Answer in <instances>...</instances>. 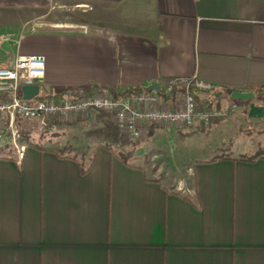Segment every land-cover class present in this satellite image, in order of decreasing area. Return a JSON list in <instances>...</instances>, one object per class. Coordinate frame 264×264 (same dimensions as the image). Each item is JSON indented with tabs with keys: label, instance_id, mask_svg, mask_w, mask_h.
<instances>
[{
	"label": "crops",
	"instance_id": "obj_1",
	"mask_svg": "<svg viewBox=\"0 0 264 264\" xmlns=\"http://www.w3.org/2000/svg\"><path fill=\"white\" fill-rule=\"evenodd\" d=\"M61 7L90 16L49 22ZM28 56L45 58L46 99L196 76L216 87L210 100L252 92L228 106L264 117V0H0V66ZM109 123L92 111L61 127L107 137ZM155 128L178 130L141 138ZM110 143L0 154V264H264V157L197 161L169 187Z\"/></svg>",
	"mask_w": 264,
	"mask_h": 264
},
{
	"label": "built area",
	"instance_id": "obj_2",
	"mask_svg": "<svg viewBox=\"0 0 264 264\" xmlns=\"http://www.w3.org/2000/svg\"><path fill=\"white\" fill-rule=\"evenodd\" d=\"M46 73L42 56L18 57L0 66V114L9 117L10 126L16 117L35 121L43 133L56 129L89 112L110 115L115 128L130 139H140L150 125L158 127L202 128L214 117H227L236 104L222 108L219 102L199 103L197 96L210 98L216 87L196 76L170 78L159 84V90L115 97L108 91L94 95L65 90L61 99L24 100L22 86L38 85ZM165 96L170 97L166 99ZM212 103V104H211ZM16 147V146H15ZM20 147V151H23Z\"/></svg>",
	"mask_w": 264,
	"mask_h": 264
},
{
	"label": "rangeland",
	"instance_id": "obj_3",
	"mask_svg": "<svg viewBox=\"0 0 264 264\" xmlns=\"http://www.w3.org/2000/svg\"><path fill=\"white\" fill-rule=\"evenodd\" d=\"M89 16L90 14H84L83 9L61 7L51 9L47 20L60 22L59 26L74 28V23L87 20ZM73 88L69 90L74 91ZM204 99L206 103L212 100V98L211 100L210 98ZM259 100H263L261 106L264 108V99ZM212 102L216 103L214 100ZM230 102L236 101L229 97L219 104L222 108H227ZM236 103L241 105L243 102ZM248 108L249 105L239 106L237 111L235 110L227 117L212 118L210 124L202 128L178 130L155 128L146 137L134 141L123 137L115 127L111 126V123H109L111 131H108L107 137H103L100 133L89 132L87 127H81L83 130L81 134L71 124L57 126L54 131L42 134L43 132L39 130L35 121L15 122L14 119L10 126L6 118H0V141L14 148L15 144L19 146L25 142L31 146L38 144L42 148L64 151L75 149V152L81 150L79 145H87L92 141H110L115 152L131 153L133 165H140L148 176L157 177L163 184L172 187L175 179L187 178L189 168L191 169L197 161H207L219 156H231L232 158L251 156L260 149L264 150V117H251ZM27 132L31 139L26 136ZM58 142L61 146L55 148Z\"/></svg>",
	"mask_w": 264,
	"mask_h": 264
},
{
	"label": "trees",
	"instance_id": "obj_4",
	"mask_svg": "<svg viewBox=\"0 0 264 264\" xmlns=\"http://www.w3.org/2000/svg\"><path fill=\"white\" fill-rule=\"evenodd\" d=\"M146 91V88H144V87H136V88H133V89H129V90H126V91H124L123 93H122V97H126V96H129V95H131V94H135V93H142V92H145ZM258 92V94H260V95H264V90H258L257 91ZM85 94H87V93H85ZM224 95H226L225 93H224ZM227 96V95H226ZM165 98L166 99H169L170 97H167V96H165ZM35 99H46L42 94H38V96L37 97H35ZM197 99H198V101H199V103H201V104H203V103H206L205 102V100L206 99H204V98H201L200 96H197ZM236 102H241V101H236ZM6 119H7V124H8V115H7V117H6ZM27 121V120H25V119H21V118H19V117H16L15 118V122H19V121ZM29 122V121H28ZM58 126H61V124L60 123H58L57 124ZM42 134H44V133H42ZM123 137H125V138H127V139H129V140H131V141H134V139H130V138H128V137H126V136H124L122 133H120ZM54 135H57V134H55L54 133ZM26 136L28 137V138H30L31 139V136H30V134H29V132H27L26 133ZM29 139V140H30ZM138 140V139H137ZM37 146H39L38 144H37ZM105 148L107 149V150H109V151H112L114 154H116V157L124 164V165H126V166H129V167H132V161H133V156L131 155V153H127L126 151H120V152H115L114 151V146H111V145H105ZM13 149V147L11 146V145H0V151L2 152H4L5 150H12ZM0 152V154H2ZM264 157V150H258L257 152H255V154L254 155H251V156H239L238 157V159L237 160H240V161H244V162H252V161H254V160H256V159H258V158H263ZM228 158H231V156H219V157H216V158H212V159H210L209 161H206V162H214V161H217V160H225V159H228ZM136 166V165H135ZM81 169V168H80ZM86 170L87 169H81L80 171H81V173L83 174V173H85L86 172Z\"/></svg>",
	"mask_w": 264,
	"mask_h": 264
},
{
	"label": "water",
	"instance_id": "obj_5",
	"mask_svg": "<svg viewBox=\"0 0 264 264\" xmlns=\"http://www.w3.org/2000/svg\"><path fill=\"white\" fill-rule=\"evenodd\" d=\"M153 90L158 91L159 84H153L146 88V92H151ZM20 92L24 100H31L38 96L39 85L22 86ZM225 94L230 97V99L241 102H245L254 98V94L252 92L242 93L237 91L226 90Z\"/></svg>",
	"mask_w": 264,
	"mask_h": 264
}]
</instances>
